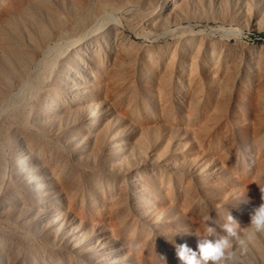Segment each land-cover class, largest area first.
Segmentation results:
<instances>
[{"label": "bare ground", "instance_id": "bare-ground-1", "mask_svg": "<svg viewBox=\"0 0 264 264\" xmlns=\"http://www.w3.org/2000/svg\"><path fill=\"white\" fill-rule=\"evenodd\" d=\"M129 8L127 32L173 43L129 44ZM243 30L264 0H0V264H264V48Z\"/></svg>", "mask_w": 264, "mask_h": 264}, {"label": "rangeland", "instance_id": "rangeland-1", "mask_svg": "<svg viewBox=\"0 0 264 264\" xmlns=\"http://www.w3.org/2000/svg\"><path fill=\"white\" fill-rule=\"evenodd\" d=\"M2 3H3V2H2ZM130 9H131V8L127 9V10H129V11L125 10L124 13H127V14H124V13L121 11V12H120V14L122 13L121 15L119 14V12H118L117 15H116L117 18L119 17L118 19L116 18L117 20H119V21L116 20V22L118 23V26H116V28H117V29H118V28L121 29V30H119V29H118V30H119V33L122 34V38H123V39H124V37H126L124 40H127V39H129V38H130L129 40H131V42L127 41V43L129 42V44H131V43L133 44V42H134V45H136V46H137V44H138V46H143L144 44H146V45H150L151 48H153L152 46H154L155 48H157L156 45H158V44H159V46L161 47V46H162V45H161L162 43H164V44H166V45H167V43H169L168 46H170V44L173 43V38H172V37H171V39H170V37H166V38L163 37V38H160V39H158V40H155V39L149 38L150 36L147 37L146 34H148V33H146V34H144V33H145L146 31L149 32V30L146 29L145 26H143V24L141 25V26H143V27H141V29H139L140 26H138V25H137L138 27L136 26L138 29L136 28L135 33H138V32H139V33H138L139 36H142V37H143V36H144V37L146 36L145 38H146V39L148 38V39H147L148 41H147L146 39H144V37H143V38L138 37V39H136V35H134L133 32H131V33L127 32V28L131 25L132 21H134V19H135V15H136V9H133V10H132V9L130 10ZM126 11H127V12H126ZM128 12H130V14H129ZM132 13H133V14L135 13V15H133ZM123 16H124V17H123ZM131 16H132V18L134 17V19L131 20V23H130V22H129L130 20H129L128 18L131 19ZM120 17H121L122 19H121ZM127 17H128V18H127ZM125 19H127V21L129 20V21H128V24H130L129 26H128L127 21H126ZM123 20H124V21H123ZM125 21H126V22H125ZM123 22H125V23L127 24V28H126V26L124 25L125 23H123ZM119 24H120V25H119ZM121 24L124 25L123 28L121 27V26H122ZM116 25H117V24H116ZM139 25H140V24H139ZM142 28H143V31H144V32H141ZM212 28H213V29H212ZM130 30L132 31V29H130ZM198 30H200L201 32L204 31V32H202V33H203L205 36H209L208 34H210V33L213 34V36H218V35H220V34L222 35V33L217 32L218 30H217V29L215 28V26L212 25V24H211V25H205V24H202V25L198 26V28H197L195 31L197 32ZM121 31H122V32H121ZM123 31H124V32H123ZM215 31H216L217 33H216ZM123 33H124L125 35H126V34H127V35H126V36L124 35V37H123ZM140 33H142L143 35H142V34L140 35ZM217 34H218V35H217ZM127 37H128V38H127ZM240 38H241L242 41H244V42H242L243 44L246 42L245 45H247V48H249L248 46H251V45H252V49H255V48L258 49L259 46H260V47L263 46L262 48H264V30H261L260 32H259V31H257V32H250V31H249V32H248V31L243 30V32H242ZM65 40L67 41V40H69V38H66ZM65 40L63 41V43H64V47H63V49H64V50H65V49H66V50L68 49L67 56L65 55L66 57H69V56L71 57L72 54H74V55H72V56H74V57H76V55H77V57H79V54H82V53H83L84 55H86L87 53L90 52V50H91L90 48H92V46L89 47V42H86V41H88V39H85V41H84V39H83L82 42L79 41V40H81V39H77V40L80 42V43H79V42H77L75 39L72 38V40L74 41V43H73L74 46H75L76 48H78V49H75L74 46H73V44H72V43H69L70 40H69L68 42H65ZM72 40H71V41H72ZM154 40H155V41H154ZM52 41H53L54 44L52 43ZM54 41H55V39H54V40L51 39V43H49V45H50L49 47H51L52 45L54 46V45L56 44V42H54ZM132 41H133V42H132ZM150 41H153V42H150ZM167 41H168V42H167ZM49 42H50V41H49ZM75 42H76V43H75ZM135 42H136V43L138 42V43L136 44ZM165 42H167V43H165ZM66 43H67V47H68V43H69V47H68V48L65 47V46H66V45H65ZM83 43H84V44L87 43L88 46L85 45V46H87V47H85L84 45H82ZM77 44H78V45H77ZM70 45L72 46V49H73V50L71 49ZM80 45H81V46H80ZM134 45H132V46L135 47ZM79 46H80L81 48H80ZM159 46H158V48H159ZM253 46H254L255 48H254ZM256 46H257V47H256ZM84 47H85V49H86L87 51H89V52H87V51L84 49ZM94 47H95V46H93V48H94ZM144 47H145V45H144ZM147 47L150 48L149 46H147ZM147 47H146V48H147ZM69 48H70V49H69ZM88 48H89L90 50H89ZM93 48H92V49H93ZM247 48H246V50H247ZM74 49H75V50H74ZM81 49H82V50H81ZM83 49H84V52H86V53L82 52ZM257 49H255V51H256ZM64 50H63L62 53H65V54H66V52H64ZM66 50H65V51H66ZM69 50H70V51H69ZM71 50H72V53H71ZM77 50L80 51V52L78 53ZM62 53H61V55H62V57H63V54H62ZM75 54H76V55H75ZM83 54H82V56H83ZM68 55H69V56H68ZM38 56H39V58L41 57L40 55H38ZM65 56H64V57H65ZM80 56H81V55H80ZM60 57H61V56H60ZM59 59H62V58H59ZM59 61H60V60H59ZM55 66H57V67L55 68L56 71H54V72H55V73H54V76H55L56 78L53 76L54 78L52 77V79H54V80H53V82H50V83H51V84H50L51 87L53 86L54 89H55V87H56L57 84L62 83V82L57 83L58 81H63V82H64V85H66L67 82H66L65 80L67 79V76H68L67 74H69V73H68L69 71H70V73H71V69H65V70H64V74H62V73H63V70H62V68H60V67H61V63H60V64L58 63L57 65L55 64ZM58 66H59L60 70H58V69H59ZM256 69L259 70V71L262 70V69L259 68V67H257ZM61 70H62V72H61ZM66 70H67V74H66ZM68 70H69V71H68ZM58 71H59L60 73H59ZM56 72H57V73H56ZM55 74H56V75H55ZM59 74H60L61 76H60ZM65 74H66V75H65ZM63 75H65V76H63ZM62 76H63V77H62ZM61 77L63 78V80L60 79ZM65 78H66V79H65ZM56 80H58V81H56ZM55 81H56V82H55ZM65 82H66V84H65ZM56 83H57V84H56ZM52 84H55V85H52ZM62 84H63V83H62ZM54 89H53V90H54ZM60 91L63 92V90H61V89H60ZM64 96H66V95H62L61 98H63ZM65 98H66V97H64L63 99H61L62 101H59V104L57 105V108H56V110H58V108H59V112H61V113H62L63 111H64L63 113H65V112H67V110H68V109H66V108H67L66 106H63V107L61 106V105H63V104L66 105V104L64 103V102L66 101ZM64 100H65V101H64ZM51 101H53V99H52ZM62 102H63V104H61ZM66 103H67V102H66ZM68 104H69V103H68ZM68 104H67V106H68ZM70 105H71V104H70ZM65 107H66V108H65ZM68 107H69V106H68ZM56 110H55V108H54L53 112L50 111V112H52V113H50L49 110H48V113H50V115L52 114V115H51L52 118H53V116L55 115L54 113H59V112L56 111ZM54 111H56V112H54ZM59 115H62V114L59 113ZM63 115H64V114H63ZM56 116H57V118H58V114H56ZM56 116H54V117H55L54 119H56ZM45 117H46V116L43 114V119L46 121V118H45ZM55 124H56V123H55ZM55 124H54V125H55ZM2 156H4V155L2 154ZM4 157H5V156H4ZM5 176H7V178H6V177H5V178H6L7 181H8V180H9L8 178H10V175L6 174ZM106 199H107V198H106ZM108 199H109V202L113 203V202L111 201V198L108 197ZM112 199H114V198L112 197ZM106 202H107V201H106ZM109 202H108L107 204H110ZM84 205H85V204H84ZM104 205H106V204H104ZM108 206H110V205H108ZM108 206H107V209H108ZM83 207H84V206H83ZM85 207H86V206H85ZM85 207H84V208H85ZM103 207H104V206H101V207H99V209H102ZM104 208H106V206H105ZM104 208H103V210H104ZM107 209H105V210H107ZM105 210H104V211L100 210V211H101V212H105V215H106V211H105ZM85 211H86L85 214H86L87 212L90 214V212L87 210V208H85ZM100 211H99V213H101ZM108 211H109V210H107V212H108ZM88 213L86 214L87 216H89ZM101 214H104V213H101ZM87 216H86V218H87ZM91 216H93V215H90L89 218H90ZM96 216H97V215H96ZM89 218H87V219L89 220ZM92 218H93V217H92ZM92 218H91V220H92ZM96 220H98V219H96ZM245 252H246L247 254H246ZM244 253H245V254H244ZM249 253H250L251 255H250ZM242 254H243L244 256L246 255L245 257L248 256L249 258H248V257H247V258L250 259V261H253V259L255 258V257H253V256H254V253H252V251H251V250H248V249L244 250ZM242 254H241V255H242ZM248 254H249V255H248Z\"/></svg>", "mask_w": 264, "mask_h": 264}]
</instances>
